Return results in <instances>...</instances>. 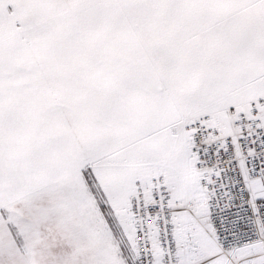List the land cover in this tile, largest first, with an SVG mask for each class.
<instances>
[{"label":"snow or ice","instance_id":"obj_1","mask_svg":"<svg viewBox=\"0 0 264 264\" xmlns=\"http://www.w3.org/2000/svg\"><path fill=\"white\" fill-rule=\"evenodd\" d=\"M0 264H264V0H0Z\"/></svg>","mask_w":264,"mask_h":264}]
</instances>
